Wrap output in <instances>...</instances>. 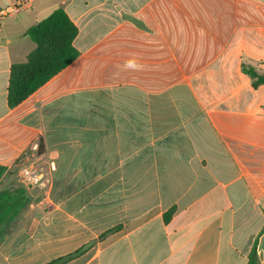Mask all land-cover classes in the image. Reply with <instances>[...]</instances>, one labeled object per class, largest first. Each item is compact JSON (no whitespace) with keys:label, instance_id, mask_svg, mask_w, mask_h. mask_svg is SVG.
<instances>
[{"label":"crops","instance_id":"crops-1","mask_svg":"<svg viewBox=\"0 0 264 264\" xmlns=\"http://www.w3.org/2000/svg\"><path fill=\"white\" fill-rule=\"evenodd\" d=\"M18 3L0 17V184L12 187L38 142L66 196L37 205L33 229L1 243L0 264H46L91 243L68 264H248L254 247L264 264V86L241 71H264V0L0 9ZM57 9L78 27L80 57L10 108L11 67L36 47L26 32ZM203 81L224 89L204 99Z\"/></svg>","mask_w":264,"mask_h":264},{"label":"trees","instance_id":"trees-1","mask_svg":"<svg viewBox=\"0 0 264 264\" xmlns=\"http://www.w3.org/2000/svg\"><path fill=\"white\" fill-rule=\"evenodd\" d=\"M78 34V27L63 9L55 10L49 17L26 32V36L36 47L25 63H17L11 67L8 88L10 108L18 107L80 57V52L74 45ZM241 71L251 80L254 90L264 86V71L246 64L241 66ZM40 148L43 151V145ZM6 173L7 169L0 165V182ZM30 204L31 197L24 186L0 191V244L17 229L20 215L29 208ZM175 213L176 208L168 210L163 216L164 222L168 224ZM117 228L109 230L101 238ZM92 245L93 243L88 244L49 264H66L85 254ZM257 263V250L254 247L248 264Z\"/></svg>","mask_w":264,"mask_h":264},{"label":"rangeland","instance_id":"rangeland-1","mask_svg":"<svg viewBox=\"0 0 264 264\" xmlns=\"http://www.w3.org/2000/svg\"><path fill=\"white\" fill-rule=\"evenodd\" d=\"M193 84H195V81ZM221 85H223V84L220 81L219 82L203 81V82H200L198 84V86H195V88H196L197 92L200 93V95L204 94L203 98L206 99L205 95H212L218 91L219 92L222 91L224 88ZM180 88L185 89L186 87H180ZM183 92H184V90H181V95L183 97H180L179 100H181L183 103H186V100L188 101V103H189V101H190V103H192L193 102L192 95H190L189 93H187V94H189L188 96H187V94L183 95ZM186 96H187V99H186ZM56 173L57 172L51 173L50 179H49L50 183L46 188L26 187V189L28 190V193L31 197V204H30L29 208H27L25 211H23L22 214L20 215L19 226L17 227L16 230H18L20 226L26 232H29L31 229H33L34 224H35V219L38 215H40V214H38L39 211H36V207L38 204H40V203H42L44 205H46L47 203L50 204L51 201H53L57 198H63L66 196V189H65L66 188V179L63 178V179L57 180V178L55 176ZM13 175H15V177ZM12 176H13L12 187L23 186L18 180V177H17L18 172L17 171L14 174H12ZM4 187H5V183H1L0 184V191L3 190ZM69 254H67V255H69ZM67 255H64V256H67ZM64 256L53 258V259L49 260L46 264H49L52 261H55V260H57L61 257H64ZM71 261H73V260H71ZM71 261H68V263H70ZM68 263H66V264H68Z\"/></svg>","mask_w":264,"mask_h":264},{"label":"built area","instance_id":"built-area-1","mask_svg":"<svg viewBox=\"0 0 264 264\" xmlns=\"http://www.w3.org/2000/svg\"><path fill=\"white\" fill-rule=\"evenodd\" d=\"M22 3H18L10 8L0 9V17L7 18L18 14L22 8ZM33 157L28 161L27 165L22 166L18 171V180L25 187L46 188L50 181V175L55 169L54 165H50L40 152V144L35 142L32 146Z\"/></svg>","mask_w":264,"mask_h":264},{"label":"clouds","instance_id":"clouds-1","mask_svg":"<svg viewBox=\"0 0 264 264\" xmlns=\"http://www.w3.org/2000/svg\"><path fill=\"white\" fill-rule=\"evenodd\" d=\"M127 66H128V67H136L137 65L135 64L134 61H131V60H130V61L127 62Z\"/></svg>","mask_w":264,"mask_h":264}]
</instances>
